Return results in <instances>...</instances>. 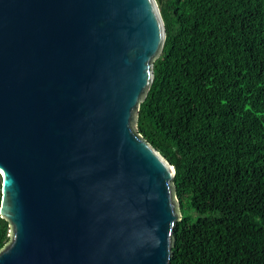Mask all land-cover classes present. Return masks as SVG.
Wrapping results in <instances>:
<instances>
[{
	"label": "water",
	"instance_id": "95a60500",
	"mask_svg": "<svg viewBox=\"0 0 264 264\" xmlns=\"http://www.w3.org/2000/svg\"><path fill=\"white\" fill-rule=\"evenodd\" d=\"M162 0H0V264H170L175 167L137 129Z\"/></svg>",
	"mask_w": 264,
	"mask_h": 264
},
{
	"label": "trees",
	"instance_id": "16d2710c",
	"mask_svg": "<svg viewBox=\"0 0 264 264\" xmlns=\"http://www.w3.org/2000/svg\"><path fill=\"white\" fill-rule=\"evenodd\" d=\"M160 12L137 129L176 170L170 264H264V0H162ZM9 232L0 216V251Z\"/></svg>",
	"mask_w": 264,
	"mask_h": 264
},
{
	"label": "rangeland",
	"instance_id": "374dc122",
	"mask_svg": "<svg viewBox=\"0 0 264 264\" xmlns=\"http://www.w3.org/2000/svg\"><path fill=\"white\" fill-rule=\"evenodd\" d=\"M179 211H180V213H181V207H179ZM181 217V216H180Z\"/></svg>",
	"mask_w": 264,
	"mask_h": 264
}]
</instances>
